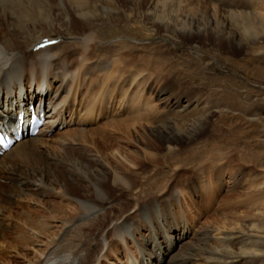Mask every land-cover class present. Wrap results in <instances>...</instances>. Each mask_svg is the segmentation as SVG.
<instances>
[{
  "label": "rangeland",
  "instance_id": "rangeland-1",
  "mask_svg": "<svg viewBox=\"0 0 264 264\" xmlns=\"http://www.w3.org/2000/svg\"><path fill=\"white\" fill-rule=\"evenodd\" d=\"M86 1L80 16L27 0L11 25L33 57L36 38L63 36L52 52L76 84L57 126L0 169V264L76 243L104 249L99 264H205L209 247L264 264V0ZM166 234L175 250L158 248ZM182 244L194 258L173 257Z\"/></svg>",
  "mask_w": 264,
  "mask_h": 264
},
{
  "label": "bare ground",
  "instance_id": "bare-ground-1",
  "mask_svg": "<svg viewBox=\"0 0 264 264\" xmlns=\"http://www.w3.org/2000/svg\"><path fill=\"white\" fill-rule=\"evenodd\" d=\"M68 1L77 15L84 16V9L87 7L86 0ZM33 5L36 4L33 3ZM30 13L34 14L35 10L31 8L27 0H0V20H2L0 21V123L4 122L5 124L7 120L16 123L17 114L19 112L17 108L22 104V100L25 101L28 97L30 99H36L38 104H44L46 108L47 123L41 127L38 135L23 138L20 143H17L3 156H0V169L2 170H6L11 165L9 158L12 155H16L18 158L23 157L28 152L26 148H28L27 145L29 142V145H34L33 143L36 144L40 141L41 136L48 135L49 132L56 127L57 114L63 109V105L68 101L67 94L70 95L73 85L76 84L74 83L76 79L70 77V72L67 71L66 65H61L62 62L58 61L57 54L52 52L55 48H60L59 44L57 46H48L36 51V45L41 43L46 37L36 38L35 45H33V51L29 50L32 55H34L33 52L38 54L37 57H33L29 54H25L24 46L26 45V40L21 41L11 33L12 22L17 20L24 25L27 22ZM3 21L5 23H3ZM48 38L63 39V36ZM26 39H29V37ZM27 84H29V89H27ZM45 90L46 93L44 94L43 92ZM21 91L23 93L26 91L28 96ZM32 148L33 147L30 149ZM27 188L33 189L34 183L28 184ZM82 204L84 206L89 205L85 202H82ZM1 207L2 203L0 201V208ZM99 211V208L92 205L86 215H95ZM29 224L30 228L34 231L33 237L39 238L41 232L38 226H35L33 222H29ZM185 227L186 224H176L174 230L176 232L183 230L182 232L184 234ZM177 236L179 239L184 238L181 233L177 234ZM230 238L235 237H226V239ZM155 239L159 249L164 248L167 249V251H171L175 247L174 240H176V237L174 239L173 235H165L167 241V245L165 246L162 240L158 237ZM85 246H88V244L76 243L74 246L66 249L64 248L60 251L58 250L59 247L53 249L49 248L50 250L48 249L46 251L39 250L36 259L32 260L30 264H99L98 262L103 258L105 250H100L96 254H90L85 251ZM179 246L181 248L179 247L177 251L180 250V252L175 253L173 257H176L180 253V256L194 258L195 251L198 250V248L194 246L192 249L185 252L184 244ZM143 250V253L145 254L146 250ZM208 252L211 253V256L204 257L205 264H233L235 261H238L236 253L231 252L228 248L219 249L209 247ZM164 254H166V252ZM148 256L150 262L147 264L159 263L160 259L157 260V263L155 262L156 255L149 253ZM180 259L179 257L175 258L177 262L173 263L182 264Z\"/></svg>",
  "mask_w": 264,
  "mask_h": 264
}]
</instances>
